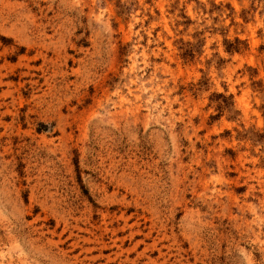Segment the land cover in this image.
Returning a JSON list of instances; mask_svg holds the SVG:
<instances>
[{"label":"rangeland","instance_id":"374dc122","mask_svg":"<svg viewBox=\"0 0 264 264\" xmlns=\"http://www.w3.org/2000/svg\"><path fill=\"white\" fill-rule=\"evenodd\" d=\"M0 264H264V0H0Z\"/></svg>","mask_w":264,"mask_h":264},{"label":"bare ground","instance_id":"6f19581e","mask_svg":"<svg viewBox=\"0 0 264 264\" xmlns=\"http://www.w3.org/2000/svg\"><path fill=\"white\" fill-rule=\"evenodd\" d=\"M18 90V89H17Z\"/></svg>","mask_w":264,"mask_h":264}]
</instances>
